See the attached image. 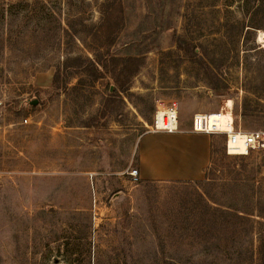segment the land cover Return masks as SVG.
I'll list each match as a JSON object with an SVG mask.
<instances>
[{"label": "rangeland", "instance_id": "1", "mask_svg": "<svg viewBox=\"0 0 264 264\" xmlns=\"http://www.w3.org/2000/svg\"><path fill=\"white\" fill-rule=\"evenodd\" d=\"M260 33L264 0H0V264H264V148L129 175L156 108L264 130Z\"/></svg>", "mask_w": 264, "mask_h": 264}, {"label": "crops", "instance_id": "2", "mask_svg": "<svg viewBox=\"0 0 264 264\" xmlns=\"http://www.w3.org/2000/svg\"><path fill=\"white\" fill-rule=\"evenodd\" d=\"M212 135L192 132L149 131L139 140L137 169L142 180L203 179L211 159Z\"/></svg>", "mask_w": 264, "mask_h": 264}, {"label": "built area", "instance_id": "3", "mask_svg": "<svg viewBox=\"0 0 264 264\" xmlns=\"http://www.w3.org/2000/svg\"><path fill=\"white\" fill-rule=\"evenodd\" d=\"M206 113H196L190 122V131L213 135L224 133V150L227 155L246 156L249 152L264 148V130H242L240 126H234V121L230 123V129L220 131L215 124H210ZM151 131L174 132L178 130V114L173 106L156 108ZM239 143L245 147L244 153L239 150ZM132 179L139 178L138 169L132 168L129 171Z\"/></svg>", "mask_w": 264, "mask_h": 264}, {"label": "bare ground", "instance_id": "4", "mask_svg": "<svg viewBox=\"0 0 264 264\" xmlns=\"http://www.w3.org/2000/svg\"><path fill=\"white\" fill-rule=\"evenodd\" d=\"M262 39H264V35L260 33L258 36V40L262 41ZM231 105L232 103L229 100L226 103V106L230 108ZM206 114H207L206 117H207L208 122L210 124H215L220 131H226L230 129V123L233 120V117L229 110L226 109L224 111H210V112H207ZM238 145L240 146L239 150L241 151V153H244L245 151L244 145L241 143H239Z\"/></svg>", "mask_w": 264, "mask_h": 264}, {"label": "trees", "instance_id": "5", "mask_svg": "<svg viewBox=\"0 0 264 264\" xmlns=\"http://www.w3.org/2000/svg\"><path fill=\"white\" fill-rule=\"evenodd\" d=\"M246 182H247V186L250 187V189H251V187H252L253 185H252L251 183H248V181H246ZM236 212H238V211H236ZM236 216L239 217L238 214H236Z\"/></svg>", "mask_w": 264, "mask_h": 264}, {"label": "water", "instance_id": "6", "mask_svg": "<svg viewBox=\"0 0 264 264\" xmlns=\"http://www.w3.org/2000/svg\"><path fill=\"white\" fill-rule=\"evenodd\" d=\"M35 103H36V100H33V101H32V104H35Z\"/></svg>", "mask_w": 264, "mask_h": 264}]
</instances>
